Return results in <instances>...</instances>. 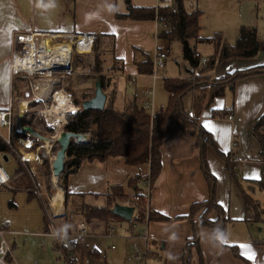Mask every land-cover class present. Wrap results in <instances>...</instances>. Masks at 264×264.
<instances>
[{
	"label": "crops",
	"instance_id": "0c3cea01",
	"mask_svg": "<svg viewBox=\"0 0 264 264\" xmlns=\"http://www.w3.org/2000/svg\"><path fill=\"white\" fill-rule=\"evenodd\" d=\"M130 5L156 7L158 0L151 3H148L147 0H0V109H5L3 107L8 106L6 104H9L11 98L13 99L15 79L21 75L18 73L13 76L10 69L14 34L17 31L48 32L58 35L76 33L80 35L76 43L83 42L84 44L92 43L91 35L107 34L102 38V41L112 38L113 57L121 59L124 63L123 74H120L117 80L120 95L123 96L124 101L127 97L135 96L143 104L147 99L145 90L148 86H146V81H143V92L142 89H140L141 92H138V84L143 79H152L148 75L138 72L135 59H141L142 55L139 52L135 53V48L147 51L153 57L156 49L163 44L158 37L163 29V24L157 20L117 18V13L127 12ZM257 30L261 41L259 54L253 58L254 60L250 64L249 61L226 60L222 63L225 67L226 64L233 65L225 73L264 63V35L260 27ZM111 35L113 37H110ZM52 42L58 44L59 47H69L72 52V42ZM211 47L213 49L211 54H213V44ZM162 50L166 49L162 48ZM235 61L236 63H233ZM133 77L135 78L134 82L132 81ZM127 84L133 87V94L127 93ZM228 89L231 91L229 104L216 103V99L224 96L215 98L209 108L203 109L199 122L212 135L213 144L207 146L206 159L210 172L217 178L216 199L223 207L224 214L229 220L218 235L221 241L219 243L213 240L209 227H201L199 237L201 253L196 246L192 247L190 264H200L201 254L205 264H264V234H259V230L255 232L253 229L255 222L247 220L252 213L246 211L243 193L245 191L252 195L255 188L249 186L248 182L258 180L262 175L261 148L253 136L251 128L264 113V73L239 78L235 81L234 87L231 86ZM141 93L142 98H140ZM166 94L167 96L163 98L154 95V110L167 105L168 93L166 92ZM200 95L199 91L185 95L184 106L187 111L194 113V102ZM213 109H228V115H232L233 119L230 120L227 115H213ZM7 131V128L6 134H3L2 130L0 131V138L3 141V137L7 136ZM14 132L13 130L12 137L15 136ZM13 138V144L8 153L15 156L18 167L11 176V184L3 188L10 187L9 189L14 192L20 190L29 192L32 191V184H34L33 175L37 174L34 167L38 158L33 151L31 153L35 157L25 158L22 161L21 156L23 153H29L27 149L30 148L26 149V147L30 146L25 143L26 138L19 136ZM27 140L29 139L27 138ZM197 140L198 129L188 127L180 119L176 120L170 133L161 144L162 169L160 175L151 189L147 186L145 191H140L148 192V206L152 210L162 213L172 220L135 221L132 224L126 219L116 218L113 221H108L107 223H110L108 226L107 223L93 218L91 222L97 221L99 227L96 228L95 233H87L88 229L86 230L85 226L82 227V224L91 222L84 217V207L81 205L107 207L108 195L111 197L114 193L112 187L116 185L122 187V192L127 197L134 195L136 188L144 190L142 187L146 186L144 183L147 181L150 167L148 163L139 166L128 164L122 156H108L104 159L85 158L78 170L68 177L70 195L66 197L65 191L60 185L54 189L55 195L48 202L51 213L45 219L46 231L40 234L53 237L52 233L58 230L62 234L61 241L54 237L57 240H54V249L61 248L66 253L68 251V256L72 257L77 264H100L101 259L105 260V253L97 247L98 243L89 246L88 241L94 243V239L114 234L115 228L110 232V227L124 221L135 225V229L139 227V231H135V233L137 232L139 235L143 233L147 240H152L154 247L156 244L160 245L162 252H153V255L159 258L161 264H183L185 245L193 237L192 221L187 217L190 207L193 203L207 200L210 197V189L202 168L201 152L197 146ZM234 140L235 147L233 149ZM23 146L25 148H22ZM233 150L235 157L239 159L240 182L231 178L230 172L226 168V162L219 153V151L227 153ZM7 161H10L9 158ZM138 176L143 177V180L138 182L135 179ZM135 180L136 182H134ZM38 189L42 190L44 194L41 186ZM58 195L60 197H58V201H55V196ZM29 196L33 197L30 192ZM70 197L75 198L74 207L76 208L78 203L79 212L70 218L59 217L69 208ZM100 200L102 202L97 204L96 201ZM118 201V203L128 205L126 201ZM11 203V205H16L14 201ZM216 217H218V213L212 212L210 218L216 219ZM79 225L80 229H78ZM82 230L83 232H81ZM82 242H86L85 256L80 253ZM232 246L238 249L241 256L235 255ZM77 247L79 248L77 249ZM68 256L66 260L68 264H71ZM249 256L253 258L249 259Z\"/></svg>",
	"mask_w": 264,
	"mask_h": 264
},
{
	"label": "trees",
	"instance_id": "16d2710c",
	"mask_svg": "<svg viewBox=\"0 0 264 264\" xmlns=\"http://www.w3.org/2000/svg\"><path fill=\"white\" fill-rule=\"evenodd\" d=\"M202 13V10L198 8L187 10L181 2H178L176 8L162 5L156 7L130 5L127 12L117 13V18L119 19L157 20L163 24V29L158 37L169 44L175 40L180 41L183 57L188 63L185 72L193 75L198 70L199 75L194 77L195 81L183 79V77L164 78L163 87L168 93L167 105L154 110L152 113L140 103L137 97L132 96L125 99L122 109L116 107L114 99L109 100L107 98L106 105L102 110H85L81 108L71 114L65 124V131L75 134L92 132L94 138L80 143L69 141L66 153L68 159L65 160V169L59 177V185L64 189L65 195L68 197L70 195L68 177L78 170L82 160L85 158L104 159L108 156H122L131 165L149 164L150 171L146 180L148 181L149 189H151L162 169L161 144L170 133L174 122L180 119L188 127L198 129L197 146L201 152L202 168L209 185L210 197L207 200L195 202L190 207L187 217L192 221L193 237L185 245L183 264L191 263L192 247L196 246L201 253L199 238L201 227H209L213 240L219 243L221 241L218 235L229 220L224 214L223 207L216 199L217 178L210 172L206 159L207 146L213 144V140L211 133L201 126L199 122L200 114L203 109L210 107L215 98L225 96L227 89L231 86L234 87L237 79L264 73V63H261L253 68L236 70L233 73L226 72L214 80L209 78L210 72L214 67L217 64L224 63L226 60H249L255 58L261 51V41L258 36V30L253 25H241L234 44L227 41L221 32H216L209 37H201L200 18ZM104 36H107V34L97 33L94 35L93 56L89 58L88 61L90 63L88 66H93L95 71H98V52ZM80 39H83V37H80ZM197 43H211L214 46V53L207 57L205 65L201 64L203 56L197 49ZM138 52L142 55L141 59H135L138 72L142 75L151 74L154 70L151 54L135 48V53ZM113 58L114 62L118 63L117 70L122 72L124 68L123 61ZM98 79L104 90L106 86L105 76L99 75ZM68 91L73 97V103L77 106H81L83 101L91 98V95L85 91L77 93L72 88H69ZM193 91H199L201 95L195 99L194 113H191L185 109L184 97ZM212 113L213 115L222 114L228 116L229 110L213 109ZM251 131L260 144V155L263 163L261 178L252 182L264 190V113L254 122ZM14 133L15 136L13 137L15 138L21 135L18 131ZM9 151L10 146L0 138V154H6ZM219 153L226 162V168L230 172L231 178L240 182L239 162L234 160V150L227 153L219 151ZM19 170H21V167H19ZM47 170H49V166ZM130 182L132 183V180ZM112 189L114 193L111 197L108 195L109 203L107 207L92 206L83 209L84 217L89 222L93 218L99 219L104 223L110 220L113 221L116 218L125 219L113 211L114 206L119 202L118 200L128 202L137 211V215L128 220L130 222L172 220L148 206V192H140L136 188V195L127 197L122 192L120 185H116ZM29 192L30 195H34L32 191ZM243 193L246 211L252 213L247 220L255 223L263 222L264 205L245 191ZM135 196L137 199H133ZM199 211L202 212L199 218H196ZM212 212L218 213L216 219L210 218ZM231 248L236 256H241L235 246ZM68 260L71 264H77L70 256H68ZM8 261H12V257L9 256ZM200 264H205L202 254Z\"/></svg>",
	"mask_w": 264,
	"mask_h": 264
},
{
	"label": "rangeland",
	"instance_id": "374dc122",
	"mask_svg": "<svg viewBox=\"0 0 264 264\" xmlns=\"http://www.w3.org/2000/svg\"><path fill=\"white\" fill-rule=\"evenodd\" d=\"M153 1L155 0H147L148 3ZM178 2H181L187 10L198 8L203 11V15L200 19V25L202 26L200 35L202 37L212 36L215 32H222L224 37L231 44H234L241 25H253L256 28L260 27L264 35V0H168L162 6L176 8ZM91 36H93L91 49V44H84L83 42H78L76 45H73L71 62L68 64L67 68H54L49 71L41 70L33 76H30L26 72H21L19 73L21 74L19 78H16L17 80L15 79L12 99L13 130L21 133L19 137L26 138V140L28 138L30 140V144H28L30 147H26V149L30 148L27 149L29 153L26 152V154L23 153V155L27 159L36 156L38 162L35 163L34 167L37 170V174L33 175V197H30L29 192L25 190L14 192L9 189L10 187L0 188V227H3L5 230V238L12 250L10 257L13 256L9 264H68L66 260L68 251L66 253V251L61 248L58 250L54 249V240L56 239L50 235L40 234L42 232L45 233V219L48 217V214L51 213L48 206L49 199L51 200L53 198L55 195L54 189H57L59 186V177L61 175L59 177H54L52 170V164L61 146L59 139L67 134L64 128L70 115L82 108V105L77 106L73 103V97L68 89L72 88L77 93L85 91L92 97L95 91V82L99 80V75H103L106 79L104 92L107 98L109 100L114 99L116 101V107L119 109H122L125 103L122 98L123 96L120 95L121 92L117 82L119 75L123 74V72L117 70L118 63L114 62L112 38L105 39L102 41V44H100L101 47L98 52L99 56L97 62L98 71H95L93 66H88L90 63L88 60L93 56L94 35ZM110 37H113V35ZM42 39L45 38L38 36L36 37V42L40 44ZM62 40L63 38L58 39V41ZM49 43L52 44V42ZM162 43L163 44H161L158 49L162 50V48H164L169 52L164 50L168 53L166 66L160 70L155 69L160 78L155 80L143 79L139 82L137 87L138 92H143L142 84L143 81H146V86L154 89L157 97L160 96L161 98L167 96L163 87L164 78L183 77V79L186 78L190 81H195L194 77L199 75L198 70H196L193 75L185 72L188 63L183 57L180 41L175 40L169 44L162 40ZM211 45V43H197V49L203 58H207L209 56L208 54L213 52ZM154 54L152 57L153 59ZM253 60L254 59L243 61H249L248 63L250 64ZM233 63H236V61ZM232 65L233 64H226V67L223 64L216 65L209 78L214 80L221 77L225 74V71L230 70ZM258 65L259 64H256L247 68H253ZM236 70L244 69H235L229 71V73H233ZM150 75L151 74H149L148 77H150ZM140 89L142 90L140 91ZM126 90L128 94L134 93L133 87L128 86V84L126 85ZM57 91L64 92L75 105L76 109L68 112L65 120L54 122L55 116L51 117L46 110L54 103V94ZM142 97L143 95L141 93L140 98ZM230 99L231 91L228 89L223 98L216 99V103L225 102L229 104ZM6 105H8V103ZM6 107L7 106L3 108ZM28 127L32 128L33 131L24 130ZM2 132L6 134V128L2 129ZM68 135L69 141H74L76 143L94 138L92 132ZM47 144H49V146ZM22 148L25 147L23 146ZM33 151L36 153L35 156L31 153ZM7 158H9L10 161H7ZM67 159L68 157L66 156V160ZM0 160L6 171L12 176L18 167L15 156L9 153L0 154ZM48 166L49 170H47ZM53 178H56V181H54ZM135 179L139 182L143 180V177L138 176L137 178L135 177ZM136 180L134 182H136ZM144 184H146V186L144 185L145 187H142V189L146 190L148 181ZM248 185L255 188L251 196L264 205V190L260 189L252 181H249ZM40 186L43 188L44 194L42 190L38 189ZM144 190L140 189L139 191ZM134 195L136 194L134 193ZM13 201L16 204L15 206L11 205ZM74 201H76L74 197L69 198V208L59 217L67 216V218H70L79 212L77 208L78 203L75 208ZM100 202H102V200L96 201L97 204ZM120 202H124V200ZM81 206H83L84 209L86 207H92V205L88 204ZM201 212L202 211H199L196 218H199ZM136 215L137 211L134 212V216ZM50 216L53 217L52 215ZM84 224L86 230L88 229L87 233L89 232L91 234L95 233L96 228L99 227L97 226L99 225L97 221ZM107 224L108 226L110 225V223ZM114 228L116 230L114 234L103 236L100 239L97 238V240L94 239V243L88 241L89 246L98 243L97 247L105 253V260L101 259L100 264H105V261L106 264H161L159 258L153 255V252H162L160 245L156 244L154 247L152 240H147L143 233L140 235L137 234V232L135 233V231H139V227L135 229L133 225L122 221L121 223L114 224ZM78 229H80V225ZM253 229L255 232L259 230V234H264V221L256 222ZM58 233V240L61 241L62 234L59 231ZM81 246L80 253L85 256L86 242H82ZM78 248L79 247H77V249Z\"/></svg>",
	"mask_w": 264,
	"mask_h": 264
},
{
	"label": "built area",
	"instance_id": "2783aa9c",
	"mask_svg": "<svg viewBox=\"0 0 264 264\" xmlns=\"http://www.w3.org/2000/svg\"><path fill=\"white\" fill-rule=\"evenodd\" d=\"M168 0H158V6L163 5L167 2ZM25 36H29L32 37V40L35 42V47L36 50L39 52V50L43 47V43H44V39L41 40V43L38 44L36 42V37L40 36V37H44V38H48V37H53V39L55 41H58L59 38H63L62 41H68V42H72V51H73V45H76V42L79 39L80 35H77L76 33H72V34H55V33H48V32H15L14 34V48L12 50V54H11V61H10V69H11V74L14 76L18 73L21 72H26L28 73L30 76H33L35 73H37L38 71H43L45 69H39V67H37V69H35V71L33 72H27L26 70L23 69H16L15 68V64L16 62V56L17 53L21 51L22 47L20 44V37H25ZM91 38H93V36H91ZM62 41H58V42H62ZM24 47V46H23ZM91 47H92V43H91ZM168 59V53L164 50H159L156 49L155 55H154V59H153V67H154V71L151 73L150 77L152 80L158 79L160 78L159 74L156 72L155 69H162L163 67L166 66V62ZM69 62V61H68ZM207 62V58H203L201 61V64L205 65ZM70 63V62H69ZM50 69H54V67L50 66L49 68H47L46 70L49 71ZM132 81H135V78H132ZM145 95L147 96V99L143 102V105L146 109H148L151 113L154 112V95H155V91L154 89L151 88H147L145 90ZM228 118L230 120L233 119L232 115H228ZM2 128H7V136L3 137L4 142L8 145V146H12V134H13V104H12V98L9 101L8 106L5 109H0V131L2 130ZM25 131H29L28 129H24ZM1 134V132H0ZM235 147V140L233 141V149ZM25 156L22 155L21 156V160H25ZM235 161L239 162L238 158H234ZM10 181H11V176L9 175V173L6 171V169L4 168V166L1 163L0 160V188L4 187V186H9L10 185ZM133 199H137V197H133ZM85 224H82V227H84ZM135 225H133L134 228ZM84 230V229H83ZM83 230L81 232H83ZM114 230V227H110V232ZM53 237L55 238H59V233L57 231H54L52 233ZM11 247L8 244L6 238H5V231L3 229L0 228V264H9L8 258L11 255Z\"/></svg>",
	"mask_w": 264,
	"mask_h": 264
},
{
	"label": "bare ground",
	"instance_id": "6f19581e",
	"mask_svg": "<svg viewBox=\"0 0 264 264\" xmlns=\"http://www.w3.org/2000/svg\"><path fill=\"white\" fill-rule=\"evenodd\" d=\"M51 40L55 41L51 36L45 38L43 47L38 52L32 37H23L20 41L22 49L17 53L15 68L23 69L27 72L35 71L37 67L45 70L50 66L54 68H67L69 62H71L72 52L70 48L59 47L58 44L53 43ZM49 42H52V44ZM75 109L76 107L71 102L70 98L64 92L57 91L54 94V103L46 112H48L51 117L55 116L54 122H59L65 120L66 114ZM25 143L30 144V140H25ZM47 145L49 146V144ZM53 179L56 181V178ZM58 197H60V195L55 196V201H58Z\"/></svg>",
	"mask_w": 264,
	"mask_h": 264
},
{
	"label": "water",
	"instance_id": "95a60500",
	"mask_svg": "<svg viewBox=\"0 0 264 264\" xmlns=\"http://www.w3.org/2000/svg\"><path fill=\"white\" fill-rule=\"evenodd\" d=\"M62 68V67H61ZM107 102V95L104 92L100 80H97L95 82V91L94 95L82 102V108L85 110H102L104 109ZM28 130L33 131L30 127H28ZM68 134H74L75 133H67L66 135H63L60 139V149L56 155V159L54 163L52 164V170L54 177H59L61 173L65 169V160L67 156V148L69 144V135ZM113 211L118 214L119 216L125 218L126 220H131L134 214V207L131 205H124L117 203L114 206Z\"/></svg>",
	"mask_w": 264,
	"mask_h": 264
},
{
	"label": "snow or ice",
	"instance_id": "6c2138e0",
	"mask_svg": "<svg viewBox=\"0 0 264 264\" xmlns=\"http://www.w3.org/2000/svg\"><path fill=\"white\" fill-rule=\"evenodd\" d=\"M20 39L22 40L23 39V37H20ZM253 257L252 256H249V259H252Z\"/></svg>",
	"mask_w": 264,
	"mask_h": 264
}]
</instances>
